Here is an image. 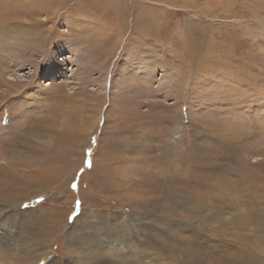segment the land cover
Returning <instances> with one entry per match:
<instances>
[{"label":"rangeland","instance_id":"rangeland-1","mask_svg":"<svg viewBox=\"0 0 264 264\" xmlns=\"http://www.w3.org/2000/svg\"><path fill=\"white\" fill-rule=\"evenodd\" d=\"M138 262L264 264V0H0V264Z\"/></svg>","mask_w":264,"mask_h":264},{"label":"bare ground","instance_id":"bare-ground-1","mask_svg":"<svg viewBox=\"0 0 264 264\" xmlns=\"http://www.w3.org/2000/svg\"><path fill=\"white\" fill-rule=\"evenodd\" d=\"M138 226H139V225H138ZM93 236H94V235H93ZM93 236H92V237H93ZM94 238H95V236H94ZM117 238H118V237H117ZM89 240L92 241L91 237H90ZM95 241H96V240H95ZM121 243H122V242H121ZM106 249H107V247H106ZM132 249H133V248H132ZM107 250H109V249H107ZM123 258H124V257H123ZM237 258H238V257H237ZM138 263H139V262H138ZM138 263H137V264H138ZM139 264H140V263H139Z\"/></svg>","mask_w":264,"mask_h":264}]
</instances>
